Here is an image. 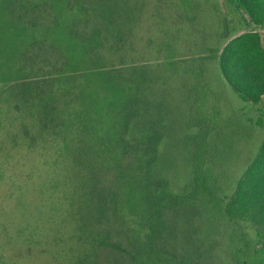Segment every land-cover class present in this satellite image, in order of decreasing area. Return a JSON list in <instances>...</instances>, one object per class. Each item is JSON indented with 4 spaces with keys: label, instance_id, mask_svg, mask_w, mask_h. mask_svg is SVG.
I'll return each instance as SVG.
<instances>
[{
    "label": "trees",
    "instance_id": "obj_1",
    "mask_svg": "<svg viewBox=\"0 0 264 264\" xmlns=\"http://www.w3.org/2000/svg\"><path fill=\"white\" fill-rule=\"evenodd\" d=\"M252 25L264 0H0V264H264ZM237 129L259 137L243 164ZM35 148L70 179L47 210Z\"/></svg>",
    "mask_w": 264,
    "mask_h": 264
},
{
    "label": "rangeland",
    "instance_id": "obj_2",
    "mask_svg": "<svg viewBox=\"0 0 264 264\" xmlns=\"http://www.w3.org/2000/svg\"><path fill=\"white\" fill-rule=\"evenodd\" d=\"M250 29H254L258 31L262 35L263 43H264V25L263 26L253 25ZM237 130H238V133L240 132L242 133V135L238 136L232 141L240 140L241 142L240 145L242 144L243 146H245L243 149H240L239 151H235L238 157H240L238 161L239 163L237 164H243L245 159H243L242 156H245L247 158L249 155H251L255 151L256 142H258L259 137H258V134L250 132L248 129H245V130L237 129ZM171 140L175 141L176 137H174V139L172 137ZM229 142L230 141L227 140V143ZM231 147L229 144L226 145V151L227 150L230 151ZM229 153L227 152V156H229ZM21 155L25 157V159H27V163L24 164V161H23L24 158H22L19 155L20 161L22 163V166L20 168V177L24 180L26 175H28V173L32 169L35 170L34 174L28 177V182L30 185L29 196L30 198L35 199L36 202L40 203V209H45L46 207V210H47L48 208L47 204L50 203V198H48L47 194L44 193L42 189V183H45L47 181H53V180H54L53 183H56V182L64 183L65 181L70 180L69 178H64V175L67 173V168L65 167L64 170L60 171L59 169H60L61 163H57L55 161L54 162L48 161V157H46V154H44V150H42V148L41 149L35 148L29 153L26 152L24 149H22ZM16 168L18 169V163H16ZM28 169H29V172L26 173L25 171H27ZM6 187L7 185L5 183L4 184L0 183V199L1 198L3 199V196L6 192ZM51 209L52 207L50 208V211L48 214L52 216L53 218V216L56 215V212H51ZM19 211L20 210H18L17 212L19 213ZM55 219L56 217L53 220H50L48 224L49 229H51L50 230L51 233L53 231L56 232V228L60 227V225H56V222L54 223ZM14 226L15 225H13V227ZM10 227H12L11 224H10ZM0 240L2 241L4 240L3 236H0ZM43 264H46V263H43Z\"/></svg>",
    "mask_w": 264,
    "mask_h": 264
},
{
    "label": "crops",
    "instance_id": "obj_3",
    "mask_svg": "<svg viewBox=\"0 0 264 264\" xmlns=\"http://www.w3.org/2000/svg\"><path fill=\"white\" fill-rule=\"evenodd\" d=\"M253 26V25H252ZM256 26V25H255ZM259 26H263V25H259Z\"/></svg>",
    "mask_w": 264,
    "mask_h": 264
}]
</instances>
